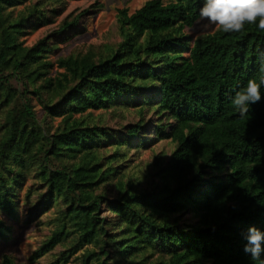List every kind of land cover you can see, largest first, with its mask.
<instances>
[{
  "label": "trees",
  "instance_id": "1",
  "mask_svg": "<svg viewBox=\"0 0 264 264\" xmlns=\"http://www.w3.org/2000/svg\"><path fill=\"white\" fill-rule=\"evenodd\" d=\"M203 3L122 9L121 41L60 57L52 76L50 56L85 34L102 4L63 17L66 0H0V213L19 219V192L31 179L28 222L61 215L32 262L77 234L48 264H69L90 245L82 264H258L244 234L264 232V85L244 116L231 100L264 79V31L257 22L193 39L186 30ZM110 110L137 121L111 129L92 117ZM164 140L172 153L136 173L132 152ZM10 232L0 218V237ZM0 264L17 263L3 255Z\"/></svg>",
  "mask_w": 264,
  "mask_h": 264
},
{
  "label": "rangeland",
  "instance_id": "2",
  "mask_svg": "<svg viewBox=\"0 0 264 264\" xmlns=\"http://www.w3.org/2000/svg\"><path fill=\"white\" fill-rule=\"evenodd\" d=\"M68 2V9L64 13L63 17L68 15L74 10H85L88 9L92 4L99 1L103 8L101 12L97 13L90 23L88 24L87 32L80 35L70 41L67 44L62 45L54 54L50 56V61L54 63V69L52 70V76L57 75L62 70L57 67L56 61L69 54L87 53L91 49L93 50H104L108 46L121 41V35L118 26V13L122 9H127L130 14L139 10L146 2L150 0H66ZM167 2L168 0H164ZM22 9L18 7L14 10L13 14L16 16L17 13ZM62 17L58 19L55 24L40 28L37 31L32 32L27 37L22 38L26 46H32L40 39L44 38L51 32H53ZM217 30L213 25L208 24L206 20H199L193 28L186 30L187 34L193 39H196L205 34H212ZM99 48V49H98ZM36 110L39 118L43 116V111L34 101ZM119 115H115L114 111L106 112H93L92 117L97 120L99 116H103V120L107 127L111 129H118L121 125H128L136 123L137 117L133 114L118 112ZM60 120L56 121V125ZM175 148V144L171 140H164L156 143L148 149H141L139 152H132V161L130 166L135 168V172H143L144 174L150 170H153L156 163L157 157L161 156L167 158ZM27 184L19 192V219L16 221L10 216H4L0 213V218L5 223L6 227L10 228V237L4 239L0 237V261L3 255H8L14 258L17 264H48L55 258V254L62 251L64 248L69 247L75 239L77 234L70 236L69 240L59 245L55 251L48 254L46 257L32 262L31 256L45 241H47L51 234L57 230L59 225V219L61 218L60 213L57 209H53L47 214L37 217L33 222H28V215L30 207L25 203V195L28 187L33 183L30 179ZM117 181L113 182L115 185ZM113 188V187H112ZM114 189V188H113ZM113 192V190H112ZM113 196V195H111ZM103 216L108 215L105 210H101ZM95 250L92 245L86 246L76 256H74L69 264H82L83 256L88 251Z\"/></svg>",
  "mask_w": 264,
  "mask_h": 264
},
{
  "label": "clouds",
  "instance_id": "3",
  "mask_svg": "<svg viewBox=\"0 0 264 264\" xmlns=\"http://www.w3.org/2000/svg\"><path fill=\"white\" fill-rule=\"evenodd\" d=\"M201 20H206L217 30L224 33L241 32L245 25H257L264 31V0H204L203 6L199 10ZM261 85L255 79H250L246 87L236 92L232 97V105L244 116L249 111V105L261 100ZM246 244L245 253L251 255L253 261L264 264L261 253H264V232L256 227H250L244 234Z\"/></svg>",
  "mask_w": 264,
  "mask_h": 264
}]
</instances>
